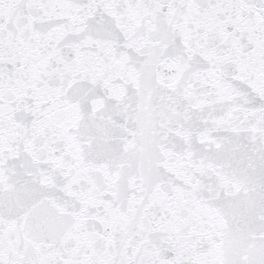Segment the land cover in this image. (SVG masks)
Instances as JSON below:
<instances>
[{"label":"snow or ice","instance_id":"obj_1","mask_svg":"<svg viewBox=\"0 0 264 264\" xmlns=\"http://www.w3.org/2000/svg\"><path fill=\"white\" fill-rule=\"evenodd\" d=\"M0 264H264V0H0Z\"/></svg>","mask_w":264,"mask_h":264}]
</instances>
